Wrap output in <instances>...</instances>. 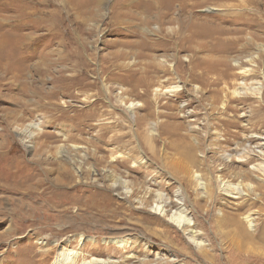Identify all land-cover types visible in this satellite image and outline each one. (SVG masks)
<instances>
[{"label": "rangeland", "instance_id": "374dc122", "mask_svg": "<svg viewBox=\"0 0 264 264\" xmlns=\"http://www.w3.org/2000/svg\"><path fill=\"white\" fill-rule=\"evenodd\" d=\"M220 51L234 74L232 60L255 71L249 84L263 98L233 103L239 125L224 121L223 131L212 120L221 105L204 109ZM259 105L264 0H0V264H55L67 252L78 253L70 264H203L187 235L136 200L181 189L201 221L193 199L205 193L183 183L182 149L199 147L190 174H209L201 179L212 178L219 197L225 153L255 148L246 137L264 132V112L255 131L240 130ZM162 127L188 141L174 137L170 149ZM111 175L127 181L130 197ZM225 200L235 204L228 212L240 202Z\"/></svg>", "mask_w": 264, "mask_h": 264}, {"label": "bare ground", "instance_id": "6f19581e", "mask_svg": "<svg viewBox=\"0 0 264 264\" xmlns=\"http://www.w3.org/2000/svg\"><path fill=\"white\" fill-rule=\"evenodd\" d=\"M243 50L244 49H242V51ZM229 53L230 52H219L221 59L219 66L221 67V70H218V78L205 84L212 95L210 96L211 99H205V101L208 102V105L206 103L204 109L206 112L208 109L214 111L218 110V106L221 105V113H218L219 116L212 120L213 123L216 120L217 127L222 126V131L223 128L227 127L225 126L224 121L231 123L235 122V125H239V119L234 120L235 116L229 115L230 112H236L238 110L233 103H245L243 99L249 96H255L259 103H261L260 101L263 99L260 97L261 88H254L252 84H249L250 79L255 77V71L249 68H244L242 63H240V60H232L235 61L234 67L238 68L240 71L239 74H237L238 72L234 74L232 68L229 66L230 60L228 59L230 57L228 58V56L225 55ZM240 53L243 54L242 52ZM260 57L261 55L258 56V58ZM245 61L247 63L254 62L252 58H247V56ZM239 80L240 82H238ZM222 85L226 86L222 87ZM178 88H174L172 92L177 91ZM158 92L163 93L161 89H156L155 97L160 96ZM140 106L141 105L139 104L130 103L127 108L134 109ZM255 107L253 106L248 114L243 116L248 118L247 122L249 124L243 128L240 127L242 132L249 133L251 130L253 132L257 129L259 124L262 125V121L255 120L259 117L260 113L264 112V108L261 105ZM235 112H232L233 115ZM207 118H205V123L206 128H209L210 124L212 125V120L210 116ZM138 120L141 121L140 118H138ZM140 121H137V123L141 124ZM161 131L162 132H159L158 134L159 138H161V135L168 136V139L181 137L180 139L185 140L188 138L187 133L184 135L180 134L178 131L172 132L166 130L163 127ZM259 133L260 135L258 134L256 137H246V141L251 145L254 144L255 148L247 145L239 150H234L235 154L225 153V162L227 161L235 164L236 158L241 170L237 172V168L234 166L232 167L231 164H228L227 162L223 164L221 163L223 165V168H221L223 175L217 176L219 182V197L214 196L213 194L214 185L212 183V178H209L208 182L204 183L203 178L201 179V177L204 176H202V173L199 174L195 172V175L190 174L192 166L196 165V161H198L195 157V153L199 147L194 146V144L188 145L186 143L184 146L186 149H182V156L179 157L180 160H178L180 163V171L183 173L184 180L186 179L183 183L188 186L191 184L194 187H198V190L200 189L205 193L203 198L197 199V197H195L193 199L194 205H196L197 214H200L201 221L198 220L196 215H191L192 210L190 211L184 190L181 189H178L172 196L168 193L166 194L164 189L157 192H146L143 199L136 200L141 206L146 207L148 204L147 206L151 208L154 215L159 216L156 217L158 222L167 221L170 224H173L178 231L187 235L189 242L193 243L197 248L196 250L201 257L203 264H264V143L261 142L264 140V132ZM139 135H141V138L143 139V144H145L146 147L149 146L151 148V144H154L153 136L150 138L147 134H144V131ZM241 137L242 136L238 133L236 139L239 140L238 138ZM174 139L169 141L168 145L170 149L172 148V150L177 151L178 148L174 145ZM186 141L188 140H185V142ZM178 142L182 143V140H179ZM199 145L200 144H198V146ZM152 151L154 152V146H152ZM205 162L206 161L203 160L200 164L205 167ZM248 163H251L250 170L248 172L242 171V168L247 166ZM205 175L208 177L209 174ZM70 176L71 175L68 176V179H70ZM206 177L205 179H207ZM111 178L115 177L111 175ZM112 180L113 186L116 189L123 188V190H125L124 194L126 196L133 193V190L131 189V191L129 189L127 181L122 178H115ZM161 187L165 188L163 185ZM149 198H152V202ZM225 198L240 200V202L236 204L234 212H228L226 210L227 207L229 208L231 205L235 204L229 200H225ZM220 204L223 206H220L219 209L218 207H215V205ZM198 228L199 231L197 230ZM178 235L179 234H177V236ZM178 238L182 239V236H179ZM117 243L120 244L121 247L128 245V242L125 240L118 241ZM77 254L78 253L76 252H67L66 254L60 253V256L55 260V264L74 263ZM105 263L106 262L102 260H93V262H87L84 264Z\"/></svg>", "mask_w": 264, "mask_h": 264}]
</instances>
